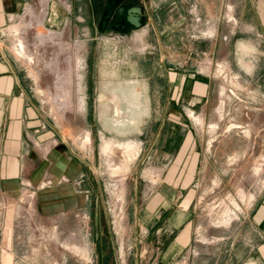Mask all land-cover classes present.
<instances>
[{"label":"rangeland","instance_id":"obj_1","mask_svg":"<svg viewBox=\"0 0 264 264\" xmlns=\"http://www.w3.org/2000/svg\"><path fill=\"white\" fill-rule=\"evenodd\" d=\"M137 1L144 4V19L127 31L98 26V13L91 18L86 1H77L82 7H70L63 48L25 43L34 62L15 40V54L35 66L69 63L66 85L51 87V109L68 148L86 164L82 188L90 190L91 201L82 209L48 212L25 189L12 216L13 259L3 264L249 259L246 242L253 232L244 214L250 202L240 191L255 196L264 180V86L262 104L256 99L264 75V0ZM209 79L211 103L191 104ZM171 96L183 106L182 117ZM181 124L198 133L192 138L200 159L207 158L201 166L168 167L161 159L164 133ZM107 141L133 143V156L104 151ZM166 204L183 209L182 215L164 208L154 214ZM224 210L232 215L228 223L220 220ZM168 217L182 222L178 230L166 224Z\"/></svg>","mask_w":264,"mask_h":264},{"label":"crops","instance_id":"obj_2","mask_svg":"<svg viewBox=\"0 0 264 264\" xmlns=\"http://www.w3.org/2000/svg\"><path fill=\"white\" fill-rule=\"evenodd\" d=\"M77 1L81 0H0V264L13 259L12 216L17 214L16 206L25 189L32 190L33 202L36 199L48 212L82 209L91 201L90 190L82 188L88 179L86 164L68 148V141L59 133L55 112L51 109V103L55 102L51 87L66 85L65 72H70L69 63L44 62L39 67L17 56L13 50L18 36L29 46L50 43L63 48L65 43L61 39L70 38L67 34L72 19L70 7L75 5L78 11L82 7ZM85 1L92 18L97 14L95 0ZM178 79L176 87L183 80L182 77ZM258 81L261 93L256 99L262 104V73ZM194 93L196 99L191 104L205 103L208 107L215 97L213 82L207 80L205 93ZM170 99H175V112L182 117L183 106L176 105L175 97ZM260 110L262 113V107ZM176 127L171 126L170 132L164 133L165 153L161 159L165 166H201V161L207 158L200 159L199 148H196L198 140L192 138L198 133L193 132V127L182 124ZM192 175L190 172L188 181H193ZM167 199L171 200L170 196ZM171 205H160L154 214L159 215L162 208L170 209ZM169 212L165 214L175 217L182 215L183 209L174 208ZM165 221L176 230L182 224L169 217ZM244 221L253 232V238L246 242V258L249 259L245 264H264V180L245 211Z\"/></svg>","mask_w":264,"mask_h":264},{"label":"flooded vegetation","instance_id":"obj_3","mask_svg":"<svg viewBox=\"0 0 264 264\" xmlns=\"http://www.w3.org/2000/svg\"><path fill=\"white\" fill-rule=\"evenodd\" d=\"M96 10L98 13L97 25H105L109 28H116L117 30L127 31L129 27L139 28L144 19V5L139 3L137 0H95ZM132 6H140L141 12L139 13L140 25L135 26L128 21V10ZM91 17V16H90ZM116 112L119 113V109H116ZM60 202L55 203L58 205ZM52 203V207H53ZM54 208H57L56 206ZM180 245V244H179ZM179 246L178 248H182Z\"/></svg>","mask_w":264,"mask_h":264},{"label":"bare ground","instance_id":"obj_4","mask_svg":"<svg viewBox=\"0 0 264 264\" xmlns=\"http://www.w3.org/2000/svg\"><path fill=\"white\" fill-rule=\"evenodd\" d=\"M21 27V26H20ZM22 29V28H21ZM19 31V30H18ZM21 31V30H20ZM19 33V32H18ZM24 33V32H23ZM21 34V33H20ZM23 35V34H22ZM21 36V35H20ZM17 37V36H16ZM19 39V38H18ZM40 40V39H39ZM41 45V44H40ZM19 49H20V53H23V54H25L26 56H27V58L29 59V60H31V61H33L34 62V55H32L31 53H29V51H27V49H26V45H25V41L22 39V38H20L19 39ZM33 52V51H32ZM27 60V59H26ZM108 140V139H107ZM81 142V141H80ZM83 143V142H82ZM85 143H87V142H85ZM89 143V142H88ZM87 143V144H88ZM102 149H104V151H106V152H113V151H116L115 149H120V150H123L124 152H125V154H126V158H128V157H132L133 156V154H134V150H135V146H134V144L133 143H128L127 145H125V146H123V147H117V146H115L114 144H112V143H110V142H104V144H103V148ZM118 152V151H117ZM116 154V153H115ZM124 154V153H123ZM111 156H112V154H111ZM125 156V155H124ZM125 160V159H124ZM127 160V159H126ZM116 165V164H115ZM119 169V168H118ZM259 169V168H258ZM119 173V172H118ZM241 190V189H240ZM119 191V190H118ZM241 192V196H242V199L243 200H245L246 202L247 201H249L250 203H251V201L253 200V198L255 197L252 193L251 194H246L243 190H241L240 191ZM24 194V193H23ZM34 193L32 192V193H30V196H32ZM23 197H25V195L23 196ZM26 198V197H25ZM236 203V202H235ZM228 209V208H227ZM232 209V208H231ZM225 211V210H224ZM223 211V212H224ZM228 211V210H227ZM227 211H225L226 213L224 214V219H220L221 221H225V222H229L230 220H231V218H232V215H231V213H229V212H227ZM233 211V210H232ZM236 214V213H235ZM234 218V217H233ZM204 239V238H203ZM203 241H205V239L203 240Z\"/></svg>","mask_w":264,"mask_h":264},{"label":"water","instance_id":"obj_5","mask_svg":"<svg viewBox=\"0 0 264 264\" xmlns=\"http://www.w3.org/2000/svg\"><path fill=\"white\" fill-rule=\"evenodd\" d=\"M141 12V7L140 6H132L128 10V16L127 19L129 22H131L135 26L140 25L139 21V13Z\"/></svg>","mask_w":264,"mask_h":264}]
</instances>
